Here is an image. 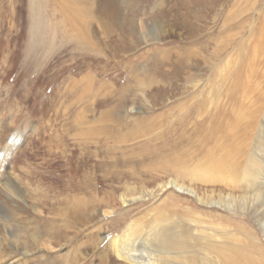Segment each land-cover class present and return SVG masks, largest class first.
<instances>
[{
    "label": "rangeland",
    "instance_id": "obj_1",
    "mask_svg": "<svg viewBox=\"0 0 264 264\" xmlns=\"http://www.w3.org/2000/svg\"><path fill=\"white\" fill-rule=\"evenodd\" d=\"M42 1L43 5L46 6L45 2L49 5L43 9L44 11L41 9L38 12V18L42 21L37 29L32 25L33 15L29 3L32 0H0V161L7 143L11 139H16L17 142L13 143L9 150L8 165L4 166V170H12L17 176L19 174L23 176L19 175L23 180L25 197L28 200L26 204L34 202L39 206L53 205L56 206V212H60L64 204H55V196L61 197L64 194L70 179L67 155L72 160L71 167L78 173L75 178L78 182H83L82 172L85 170V175L90 178L95 176L99 179V184L97 189V186L93 188L94 181H91L93 186L83 182V191L70 192L74 197L73 200L78 198L85 200L87 208H85L86 217L83 215V219H87L86 222L79 223L73 217L68 220L61 214L55 221L49 219L55 228L58 227L57 238L53 245L50 243V237L56 236V233L39 237L35 228L38 224L27 208L29 205L20 201L25 207L17 206L22 212L14 213L13 207L16 208L14 204L17 202L13 199L12 203L9 202V207L4 206L0 191V264H104L101 261L102 250L106 255L115 258L108 247L109 240L122 233L130 222L141 216L151 215L158 204L162 206L183 204L192 207L205 217L211 215L218 219L221 216L223 220L220 217L219 219L231 223V228L236 229L233 232L237 241L232 242L236 245H233L234 251L236 253L239 251L237 256L240 254L241 257L238 263L251 264V260L260 259V250L255 248L249 233L259 237L258 244L255 245L262 253H264V233L258 227L252 211L248 210L244 213L223 207H208L200 204L189 194H178L170 190L164 193L156 191L151 198L142 199L128 208L120 199H112V191L117 197L121 190L128 187L141 191L145 185H156L159 181L157 179L161 175L165 178L167 174L153 172L151 176H147L144 173L146 166L138 163L130 164L129 168L117 166L113 169H124L128 176L135 175L136 172L138 173L136 177H141V180L151 179L154 175V180L139 182L119 177H115V181L111 178L103 179L99 171L101 169L95 166L97 157L84 154L81 147L78 145L76 147L74 141L70 137L68 139L64 133L65 123L71 122L75 115L86 113L87 120H90L94 115L97 116L104 102L113 101L115 105L119 104L117 112L118 118H121L118 122L122 123V125L120 123V135L128 141L107 142L106 146L112 154L116 151L114 155L127 160L132 157L131 151H137V147L149 140L148 137L162 135L160 137L162 139L170 135L171 138H176L180 132L174 129L177 127L178 117H183V114L179 113V104L185 103L192 108V105L198 103L200 98L191 99L196 88L203 86L198 80L205 81L212 73L210 66L216 61L212 56L214 50L223 52L224 49L229 52L230 48H234L231 56L234 60L233 74L239 71L238 68L242 67L240 64L245 59L246 43L243 46L240 44V35L235 38L234 46L227 44L230 23L227 1H224L223 5H217L214 0H203V2L202 0H116L121 12L112 24L113 35L105 37L102 33L103 29L100 30V26L95 21H91L93 23H91L90 41H87V46L78 45L74 40L80 38L86 42L87 39L76 32L78 31L76 28L69 27L70 30L61 22L59 14L51 5L52 1ZM90 1L91 5L96 7L97 4L102 6L104 0ZM161 23L166 24L162 36L160 33L157 35L162 27ZM185 23L198 30L197 33L194 31L192 37ZM121 38L124 40V46H121L123 44L121 42L120 47L115 44V40ZM248 48L251 49V46ZM186 49L196 50L202 54L197 60H189L187 63L184 61L183 64L178 65V59L184 56ZM165 51L168 52L164 53ZM226 52L222 53L223 57ZM166 54H169V58ZM221 61L219 59L218 62ZM173 66L178 73L174 72ZM246 70L249 69H243V74H246ZM215 73L217 74V71ZM219 74H227L225 65H220ZM74 81L78 82L76 86H73ZM81 86H84L85 93ZM77 97L82 99L78 101ZM149 117H155L154 121L160 125L158 130H154L157 134L142 132L143 122L149 121ZM139 120L144 121L141 123ZM169 128L173 130L170 134L167 133ZM193 129L192 124L182 128L187 135ZM58 136H62L64 145H59L61 140H57ZM66 147L72 150L69 152L62 150ZM186 148L190 152L187 157H195L191 154L194 148L191 145ZM91 150L94 148L91 147ZM98 156L105 161V155ZM113 159L112 156L108 161L115 162ZM87 165L91 167L87 169ZM2 183L6 181L3 180ZM186 183L190 184L188 179ZM194 187L207 201L221 200L228 195V192L218 190L211 192L213 186L201 182H196ZM148 208L153 210L149 212ZM109 210H113V215L103 218L102 213ZM45 213H48L47 210ZM62 229L64 231L60 233ZM67 234L72 236L70 241L66 240ZM34 241L38 242L37 245ZM41 242H47L49 249H41ZM250 252L252 254H249Z\"/></svg>",
    "mask_w": 264,
    "mask_h": 264
},
{
    "label": "bare ground",
    "instance_id": "obj_2",
    "mask_svg": "<svg viewBox=\"0 0 264 264\" xmlns=\"http://www.w3.org/2000/svg\"><path fill=\"white\" fill-rule=\"evenodd\" d=\"M51 1L53 3L51 5L59 14L61 22L68 28H76L78 30L76 32H79L81 36H84L83 38L87 39L84 42L80 38H74L78 45L83 46H87V41H90L89 32L92 29L91 23H93L91 21H95L100 26V30L103 29L102 33L105 37H111L113 35L112 24L118 19L121 12L116 0H104L101 3L102 6L96 3V7L91 5L90 0ZM182 1L181 4L183 3ZM224 1H227L229 5L231 20H229L230 23L228 24L229 35L227 36V44L234 46L235 38H238L239 35L241 36L240 44L243 46L246 43V48L245 59L240 66L249 70H246V74H243V69L241 70L242 67H240V69L238 68L239 71L233 74L234 60L231 58L233 47L230 48L229 52L223 49V52H226L225 57H223V52H218L217 49L214 50L212 56L216 61H213L210 66L212 73L208 75L205 81L202 79L198 80V82L203 83V86L196 88V92L193 93L191 99L200 98L198 103L192 105V108L191 105L188 107L185 103L179 104L180 108L178 106L180 109L179 113L183 114V117H178L177 125L175 123L177 127L174 130L180 132L176 138H171L170 135L165 138L162 137V139L160 138L162 135L152 138L147 136L149 140L137 147V151H131L132 157L127 160L114 155L116 151L112 154L108 146H106L107 142L120 143L128 141V139L122 138L124 137L123 135H120L121 122H118V119L121 117L118 118L119 114L117 112L119 104L115 105L113 101L104 102L102 108L97 112V116L94 115L91 118L92 120H87L86 113L75 115L71 122L65 123L64 133H66L68 139L70 137L74 141L73 144L76 147L77 145L81 147L84 154L88 153L97 157L95 166L101 169L99 171H101L103 179L111 178L112 181H115V177H119L121 179L128 178L130 181L138 180L139 182L154 180V175L151 179L141 180V177H136L138 174L136 172L135 175L130 174L128 176L124 169H113L117 166L129 168L131 165L138 163L146 166L144 173L147 176H151L153 172L156 174H167L165 178L163 175L159 178L157 177L159 181H155L156 185H145L142 190L140 189L141 191L133 187L124 188V190L120 191L118 197L112 191V199H120L124 206L130 208L142 199L151 198L156 191L164 193L170 190L178 194H189L195 197L200 204H205L208 207H223L224 209L236 212L243 211L244 213L248 210L252 211L258 227L264 233V0H214V3L223 5ZM29 3L33 15L32 25L38 29L39 23L42 21L38 18V12L41 9H45L49 4L45 2L46 6L43 5L42 0H32ZM161 24L162 27L157 32V35L160 33V36L165 33L164 27L166 26L164 23ZM185 24L188 27L190 37L193 36L194 31L197 33V29L195 30L188 23ZM80 42H83V44ZM121 42L123 43L121 46H124L123 38L115 40V44L119 45ZM248 46H251V49ZM181 50L183 49L181 48ZM167 52L165 51L164 53ZM201 54L199 51L186 49L184 56L178 59L177 64H183L184 61L187 63L193 59L197 60V57L201 56ZM166 55L169 58V54ZM219 59L222 60L221 63L218 62ZM204 61L206 63V59ZM220 65H225L227 74H219ZM173 70L178 73L175 66H173ZM215 71H217V74ZM172 75L174 76L175 74ZM77 83L74 81L73 86H76ZM82 90L84 93L86 92L84 88ZM81 99L80 97L78 101ZM191 100L190 102H192ZM182 104L185 106L184 108ZM187 108L191 109L187 110ZM155 119V117L150 118L151 121L147 122L142 120L144 129L140 128L143 129V134L156 133L154 130H158L160 125L154 121ZM126 121L128 120L126 119ZM139 122L141 121L139 120ZM188 124L194 125V129L189 135L182 130ZM172 131L169 128L167 133L170 134ZM130 133L134 134V132ZM57 140H61L59 145H64L62 136H58ZM16 142V139H11L7 143L0 161V191L5 203L3 205L9 207V202L12 203L14 199L17 202L14 204L17 209L13 207L14 213L22 212L18 207H25L23 203L26 204V201L28 202L21 178L23 176L20 174L21 177L17 176L12 170H4V166L8 165L9 150L14 145L13 143ZM189 145L194 148L191 153L195 155L193 158L187 157L190 155L189 149L186 148ZM128 146L130 145L128 144ZM91 147L94 150H91ZM62 150H68L69 152L72 149L66 147ZM99 154L106 156L105 161L102 157V159H99ZM112 156L115 162L108 161ZM68 157L69 155H67L66 162H68L69 166L66 167L68 168L70 179L67 183V191L65 190L61 197L55 196V204L63 203L64 208L60 212H56V206L54 207L53 205L40 204L39 206L38 203L36 205L34 202L26 204L29 205L27 207L30 210L29 212L33 214V220L38 224L37 226L35 225V228L39 237L56 233V236L50 237L52 245L56 241L58 227L56 226L55 228L49 222V219L55 221L58 215L61 214L66 216L68 220L73 217L79 223L86 222L87 219H83L86 217L85 208H87L85 200L81 198L73 200L74 197L70 192L83 191V182L93 186L91 181H94L93 188L97 186V189L99 184V179L95 176L91 178L86 176L85 170L82 172L81 180L83 182H78L75 179L78 173L71 167L72 160ZM89 167L91 166L87 165V169ZM132 168L135 167L132 166ZM96 176L98 175L96 174ZM187 179L190 184L186 183ZM3 180L6 183H2ZM196 182L213 186L211 192L218 190L220 192H228V195L221 200L207 201L194 187ZM149 183L152 184L153 182ZM117 188L119 187L117 186ZM236 192L239 193L235 194ZM93 206H97V204ZM191 208L183 204H173L172 206L158 204L151 215L141 216L130 222L122 233L109 240L108 247L115 255V258L106 255L102 250L101 261L104 264H113V262L114 264H239L240 260L238 259L241 257L239 256L240 254L237 256L239 251L237 253L234 251V246L236 245L232 241H237V237L233 232L236 229L231 228L232 224L225 220L222 221L223 218L221 216L219 217L222 220L219 217L218 219L213 218L211 215L205 217V215H201ZM46 210L48 213H45ZM152 210L148 208L149 212ZM112 212L113 210L105 211L102 213V217L112 216ZM83 215L85 216L83 217ZM63 231L62 229L60 233ZM243 231H245L244 228ZM249 234L252 236L253 242L258 244L257 240H259V237L252 235L251 232ZM65 237L67 241L72 238L69 234L65 235ZM34 242L37 245L38 242ZM255 244V248L260 250L259 257L261 258L255 260L252 258L253 260H251L250 257L248 259L251 260V264H264V253ZM45 248L49 249V244L41 242V249ZM249 254L252 253L250 252ZM248 264L250 263L248 262Z\"/></svg>",
    "mask_w": 264,
    "mask_h": 264
}]
</instances>
